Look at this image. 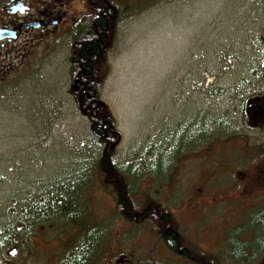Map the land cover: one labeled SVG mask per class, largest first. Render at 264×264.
Here are the masks:
<instances>
[{"label":"rangeland","instance_id":"374dc122","mask_svg":"<svg viewBox=\"0 0 264 264\" xmlns=\"http://www.w3.org/2000/svg\"><path fill=\"white\" fill-rule=\"evenodd\" d=\"M114 1L119 23L98 62V95L121 136L114 162L139 205L120 210L98 166L103 145L73 86V37L50 39L0 84V264H42L54 248L60 261L91 249L165 264L173 254L159 240L172 223L182 245L202 250L201 264H264V252L238 262L229 243L254 232L249 213L233 220L254 193L239 180L245 146L264 154L242 111L252 75H264V0ZM18 244L17 256L6 254Z\"/></svg>","mask_w":264,"mask_h":264},{"label":"flooded vegetation","instance_id":"af4514ba","mask_svg":"<svg viewBox=\"0 0 264 264\" xmlns=\"http://www.w3.org/2000/svg\"><path fill=\"white\" fill-rule=\"evenodd\" d=\"M97 2H99V6L91 5ZM103 3H106V1L0 0V84L7 83L13 75L23 71L28 66L31 58L43 47L45 42L50 39H57L63 34H71L73 39H75L77 29L79 27L83 28L84 23L91 17L93 9L101 8ZM252 77L254 79L249 84V88L243 98V117L245 118V124L251 129V134L259 136V138L262 137L260 140H263L264 75H252ZM232 137L235 140L234 135ZM241 141L246 145L244 140ZM261 146L264 149V145ZM245 148L249 151V157L246 159V164H248H245L244 169L238 170V174L243 170L239 180L242 182L245 190H252L254 193L251 194L252 200L249 203L251 210L244 213L241 211L239 218L233 221H241L243 214L249 213V226L254 232L250 231L249 238L244 240V242L238 241L239 234L237 233L230 236L229 239V243L239 259L238 262L241 263H244V259L247 257L264 252V154H251V151L247 149L248 146H245ZM245 148L243 147V149ZM230 190L232 191L231 186ZM231 196H229L230 199ZM234 228L235 224L232 230ZM167 229L165 238L160 243H163V246L173 254V259L171 257L169 262L165 264H179V262L185 261L199 264L195 261L193 255L186 253L185 249L187 245L181 244L178 231L171 227ZM259 232L261 233V238L254 239L259 237ZM20 248L21 246L18 244L13 248V251L5 250V252L9 256L15 257L21 251ZM32 251L35 252L32 255L33 258L39 255L35 250ZM59 252L55 248L48 249L46 253H43L46 256V260L42 264L143 263L134 260L132 253L126 256L113 252L110 260H107L108 256L98 257V254L93 256L94 252L92 250H89L88 254L90 256L88 258H86V251L80 250L73 256H68L60 261ZM104 253L106 251H102L99 254L102 255ZM117 254L121 255V258L115 260ZM236 256L233 255V258L235 259ZM42 257L43 255L39 258L41 259ZM149 257V260H151V255ZM152 260L156 261L154 256H152ZM4 264H11V261H4Z\"/></svg>","mask_w":264,"mask_h":264},{"label":"trees","instance_id":"16d2710c","mask_svg":"<svg viewBox=\"0 0 264 264\" xmlns=\"http://www.w3.org/2000/svg\"><path fill=\"white\" fill-rule=\"evenodd\" d=\"M105 1L106 3H103L101 8L93 9L91 17L84 23L83 28L79 32L80 36L76 34L73 41L71 55L75 82L73 86L75 93L78 94V96L77 94L76 96L78 97L79 106L87 110L86 112L91 118V129L93 133L98 136L101 144L103 145V152L97 160L98 166L104 171L105 176H111L109 183L116 187L117 198L115 196V201L119 205V209L133 212L134 208L139 205L138 202L141 200V197H136L135 194H132L130 186H127L128 182L125 176L119 173L116 167V162H114L113 157L115 155L117 146L121 142V136L119 134L118 127L116 126L115 119L113 118L111 112L107 109V106L102 102L100 95H98V91L104 83V75L101 76L100 68H97L98 62L100 61L102 65L103 59L107 55L109 36L114 35L116 25L119 23V12L117 11L116 6L112 5L116 1ZM98 3L99 2L91 5L99 6ZM88 6H90V4H88ZM77 76H79L78 79L76 78ZM82 94L84 95L83 97ZM80 100H82L81 103ZM206 132L207 130L203 127L202 129H198L196 138H203L204 141L207 140V137L205 136ZM103 180L106 182L107 179L103 178ZM122 183L125 185V187ZM59 201L61 205L67 204H63L64 201L62 199ZM61 209L64 215L67 213L69 207L63 206ZM41 211L42 210H40V212ZM44 211H42V213L36 211L35 215H45L47 210ZM131 212V215L138 216ZM161 214L165 215L166 213L162 212ZM163 215L161 216L165 219ZM139 217L140 216H138V218ZM170 226L175 230L178 229L177 225L174 223H172ZM162 241L163 239L159 240V242ZM190 245L186 246V253L193 255L195 257V261L200 264L202 262V250L192 244ZM84 250L86 251L85 254H87L86 258H88L90 256L88 253L89 250L91 251V249ZM153 252H151L152 256ZM211 262L215 264H221L219 258L216 256L211 257ZM154 263L159 264L158 262L152 261L139 264Z\"/></svg>","mask_w":264,"mask_h":264},{"label":"bare ground","instance_id":"6f19581e","mask_svg":"<svg viewBox=\"0 0 264 264\" xmlns=\"http://www.w3.org/2000/svg\"><path fill=\"white\" fill-rule=\"evenodd\" d=\"M263 65H264V61H263Z\"/></svg>","mask_w":264,"mask_h":264}]
</instances>
